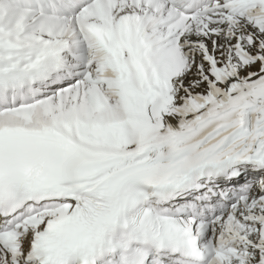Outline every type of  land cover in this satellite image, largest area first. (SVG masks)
I'll return each instance as SVG.
<instances>
[{
  "label": "snow or ice",
  "instance_id": "1",
  "mask_svg": "<svg viewBox=\"0 0 264 264\" xmlns=\"http://www.w3.org/2000/svg\"><path fill=\"white\" fill-rule=\"evenodd\" d=\"M0 264H264V0H0Z\"/></svg>",
  "mask_w": 264,
  "mask_h": 264
}]
</instances>
